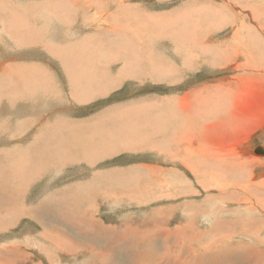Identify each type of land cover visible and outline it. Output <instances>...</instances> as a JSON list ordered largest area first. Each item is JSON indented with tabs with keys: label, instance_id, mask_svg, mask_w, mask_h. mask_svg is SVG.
<instances>
[{
	"label": "rangeland",
	"instance_id": "obj_1",
	"mask_svg": "<svg viewBox=\"0 0 264 264\" xmlns=\"http://www.w3.org/2000/svg\"><path fill=\"white\" fill-rule=\"evenodd\" d=\"M111 75L108 95L72 98L107 91ZM0 103V181L18 176L31 215L0 224V264H130L138 250L167 264H264V215L238 211L264 201V0H0ZM66 121L98 147L58 168L53 139L62 144L48 127ZM58 194L80 204H52L54 220L31 214ZM237 212L259 220L256 233L227 226L246 237L222 244L232 254L204 255L216 221ZM90 217L104 227L82 224Z\"/></svg>",
	"mask_w": 264,
	"mask_h": 264
},
{
	"label": "bare ground",
	"instance_id": "obj_2",
	"mask_svg": "<svg viewBox=\"0 0 264 264\" xmlns=\"http://www.w3.org/2000/svg\"><path fill=\"white\" fill-rule=\"evenodd\" d=\"M14 5V4H13ZM5 8V7H4ZM14 8V7H13ZM12 8V9H13ZM233 8V7H232ZM263 9V8H262ZM11 10V9H10ZM9 15V14H8ZM6 18V17H5ZM18 19V18H17ZM163 19V18H162ZM4 21V20H3ZM168 22V21H167ZM207 22V21H206ZM216 23V22H215ZM209 24V23H208ZM207 25V24H206ZM200 26V25H199ZM202 26V25H201ZM243 26V25H242ZM263 30V29H262ZM58 33V32H57ZM58 35H59V33H58ZM236 35H237V33H236ZM216 37V36H215ZM61 38V37H60ZM62 38H64V37H62ZM68 38V37H67ZM207 39H209V38H207ZM226 39V38H225ZM189 40H191V39H189ZM60 41V40H59ZM208 41H210V40H208ZM170 42V41H169ZM205 43V42H204ZM244 43V42H243ZM212 44H213V42H212ZM167 45V44H166ZM171 45V44H170ZM207 46H209L208 44H207ZM168 47H170V46H168ZM177 49V48H176ZM213 50H215V52L216 51H218L219 52V48H217V49H213ZM227 50H228V48H226V49H223V50H221L222 51V54H227ZM186 52V51H185ZM217 53V52H216ZM242 53V52H241ZM175 54H179L178 53V49H177V52H175ZM174 54V55H175ZM182 55V54H181ZM211 55V54H210ZM251 56V55H250ZM238 57V56H237ZM171 58H173V57H171ZM174 58H176L175 56H174ZM220 58V57H219ZM218 58V59H219ZM226 59V58H225ZM186 60V59H185ZM230 60V59H229ZM200 61V60H199ZM221 62V61H220ZM256 62V61H255ZM127 63V62H126ZM221 64V63H220ZM130 65V64H129ZM180 65V64H179ZM243 65V64H242ZM258 65V64H257ZM221 66V65H220ZM258 67V66H257ZM256 67V68H257ZM259 68V67H258ZM257 68V69H258ZM72 70V69H71ZM71 70H70V72H71ZM232 70V69H231ZM176 71V70H175ZM173 72V71H172ZM71 74V73H70ZM246 74V73H245ZM163 75V74H162ZM160 76V75H159ZM107 79H109V78H107ZM110 80V79H109ZM16 81V80H15ZM31 82V81H30ZM109 83V82H108ZM32 84V83H31ZM106 86V85H105ZM210 86V85H209ZM36 87V86H35ZM210 88V87H209ZM211 88H213V87H211ZM102 89V88H101ZM218 89V88H217ZM249 91V90H248ZM202 92V91H201ZM224 96V95H223ZM51 97V96H50ZM208 99V98H207ZM239 99V98H238ZM184 100V99H183ZM181 101V100H180ZM204 101V100H203ZM214 101H215V99H214ZM201 102H202V100H201ZM239 102V101H238ZM1 104V103H0ZM45 104V103H44ZM166 104V103H165ZM216 104V103H215ZM200 105H201V103H200ZM205 105V104H204ZM208 106H209V104H207ZM38 106V105H37ZM213 106V105H212ZM237 106V105H236ZM244 106V105H243ZM175 107V106H174ZM204 107V106H203ZM181 108V107H180ZM196 108H198V106L196 107ZM200 108V107H199ZM198 108V109H199ZM236 108V107H235ZM40 109H41V107H40ZM201 109H202V107H201ZM250 109V108H249ZM250 111V110H249ZM264 111V110H263ZM254 112V111H253ZM253 112H251L250 111V116L252 115V117L253 116H256V115H253ZM256 112V111H255ZM249 113V112H248ZM260 113V112H259ZM203 115H204V113H203ZM258 115V114H257ZM179 117V116H178ZM236 117V116H235ZM241 117V116H240ZM258 117V116H257ZM257 117H254V118H257ZM245 118V117H244ZM242 121H244V120H242ZM250 121V120H249ZM258 121H259V119H258ZM245 122V121H244ZM252 123V122H251ZM256 123H257V121H256ZM161 127V126H160ZM164 127V126H163ZM157 128V127H156ZM155 128V129H156ZM162 129V128H161ZM230 130V129H229ZM248 131V130H247ZM25 133V132H24ZM126 137V136H125ZM50 139V138H49ZM57 140H59L58 138H57ZM53 141H54V139H53ZM58 142V141H57ZM250 148V147H249ZM64 151V150H63ZM35 153V152H34ZM44 154V153H43ZM46 154V153H45ZM48 155V154H47ZM39 156V155H38ZM48 158H49V156H48ZM53 158V157H52ZM37 159V158H36ZM221 159V158H220ZM227 159V158H226ZM40 160V159H39ZM37 162V161H36ZM40 162V161H39ZM42 162V161H41ZM45 163V162H44ZM225 163H229L228 161H225ZM244 163V162H243ZM242 162H239V165L241 166L242 164H243ZM200 164H201V162H200ZM187 166H188V164H187ZM223 166V165H222ZM194 168V167H193ZM42 170V169H41ZM216 170V169H215ZM262 170H264V167L262 168ZM218 170H216V172H217ZM35 172V171H34ZM221 172V171H220ZM38 173V172H37ZM55 174V173H54ZM7 176H9V175H7ZM222 178V177H221ZM259 179V178H258ZM19 180V179H18ZM252 180V179H251ZM11 181H12V179H11ZM10 181V182H11ZM15 181V180H14ZM1 182V181H0ZM262 182V181H261ZM15 183H17L16 181H15ZM252 183H253V181H252ZM11 185H12V182L10 183ZM23 184V183H22ZM254 184V183H253ZM18 185H20V184H18ZM237 185H241V183H237ZM247 185V183L246 184H242V188H244V189H247L248 187L246 186ZM21 186V185H20ZM261 187L262 186H264V182H263V184H261L260 185ZM240 187V186H239ZM12 188H14V187H12V186H10L9 184H8V181H6V180H4V182H1L0 183V209H6L7 210V217L6 218H9V217H11V218H15L19 213H20V210H19V207L17 206V205H14V204H10V198H9V195L10 194H12L11 196L13 197H15V195H13V193L15 192V189H12ZM232 188V187H231ZM263 189H264V187H263ZM11 192H13V193H11ZM248 192V191H247ZM250 192H251V190H250ZM258 192V191H257ZM238 193V192H237ZM259 193V192H258ZM262 193V192H261ZM131 194V193H130ZM59 195V194H58ZM235 195V194H234ZM68 196V195H67ZM244 196V195H243ZM62 197H63V195H62ZM186 197V196H185ZM210 197V196H209ZM247 198H249V197H247ZM246 198V199H247ZM57 199H59L58 197H57ZM64 199V198H63ZM12 200V199H11ZM51 200V199H50ZM224 200V199H223ZM249 200H250V198H249ZM254 200V199H253ZM256 200H258L257 202H255V204L256 205H254V204H252V205H247L248 207L247 208H244L243 207V209L242 208H240V210H238L239 212H241V211H244V212H246V213H255L256 215H264V204L263 205H261V203L262 202H264V201H262V200H260V198H258L257 197V199ZM15 201H16V203H19L20 204V196H19V194H17L16 195V197H15ZM205 201V200H204ZM247 201V200H246ZM251 201V200H250ZM56 202V201H55ZM60 202H62V201H60ZM207 202V201H206ZM66 203H67V201H66ZM73 203H75V201L73 202ZM72 203V206H71V210H73L74 209V207L76 206V205H79L78 203L79 202H77L76 203V205L73 207V204ZM82 203V202H81ZM250 203V202H249ZM61 205H62V203H60ZM64 204V203H63ZM67 204H69V205H71V202H68ZM67 204H66V206H67ZM240 204V203H239ZM50 205V204H49ZM52 205V204H51ZM57 205V204H56ZM59 205V204H58ZM57 205V206H58ZM63 206V205H62ZM73 207V208H72ZM22 208V207H21ZM40 208H42V207H40ZM50 208V207H49ZM63 208H64V206H63ZM63 208H60V206L57 208L58 210H59V212H63V211H66V210H64ZM69 208H70V206H69ZM191 208V207H190ZM221 208V207H220ZM54 209V207L52 206V210ZM56 209V210H57ZM67 209V208H66ZM75 210V209H74ZM188 210V209H187ZM192 210V209H191ZM202 210V209H201ZM50 211V210H49ZM48 211V212H49ZM161 210H159V212H160ZM193 211V210H192ZM24 212V211H23ZM161 212H163V210L161 211ZM28 213V212H27ZM50 213V212H49ZM74 213V212H73ZM210 213V212H209ZM208 212H207V214H209ZM37 215V212L36 213H34V215ZM161 214V213H160ZM30 215V214H29ZM52 215V214H51ZM164 215V214H163ZM212 215V214H211ZM214 215V214H213ZM237 215H238V212H237ZM19 216V215H18ZM17 216V217H18ZM31 216V215H30ZM54 216V215H53ZM52 216V217H53ZM86 216H87V214H86ZM252 216V215H251ZM48 217V216H47ZM59 217V216H58ZM65 217H66V215H65ZM163 216L161 215V218H162ZM213 217V216H212ZM237 216H234L233 217V219L232 220H218V221H216L217 223H216V225H214L213 226V228H211V232L213 233V234H218L219 235V237H217V238H215L214 236L212 237V238H215V240H211V241H214V242H208L207 243V245L206 246H204V249H203V245H204V243H202L203 242V240H202V244L199 246V248H202L201 250H204V255H208V254H213L214 252H220V251H223L222 253H224L225 255H229L228 253H230V254H232V251L230 250V251H227L228 249H226L225 247H223L222 246V244L223 243H226L227 242V240L229 239V238H231V237H233V236H235V237H237V236H239V237H246L245 235L247 234V233H245V232H243V233H237V232H235L234 233V230H228V229H226V227L227 226H234V227H236V226H239V225H244V224H248V226H247V229H246V232H251V234H254V233H256V231L254 230L255 229V226H257V223L259 222V220H261L262 221V223L264 224V219H262L261 217V219H259V220H256V219H249V221L246 223L245 222V220H244V218H243V216H240V219H239V215H238V218H236ZM257 217V216H256ZM50 218V217H49ZM49 218H47L48 220H49ZM67 218V217H66ZM208 219H211V218H209V217H207ZM164 219V218H163ZM213 219H215V217L213 218ZM228 219V218H227ZM248 219V218H247ZM50 220H52V218H50ZM158 220H160V219H158ZM216 220V219H215ZM12 221V220H11ZM57 221H58V223H60V221H59V219H57ZM6 222V221H5ZM68 223V222H67ZM76 223V222H75ZM1 225H2V227H4L5 226V224L4 223H0ZM63 223H61V225H62ZM82 224H85V225H91V226H95V225H93V223H91V222H89V223H86L85 221L84 222H82ZM250 224V225H249ZM263 224H261V225H263ZM190 225V224H189ZM260 225V224H259ZM260 225V226H261ZM196 226V225H195ZM260 226H258L257 228H259ZM96 227V226H95ZM159 227V226H158ZM73 228H77V227H75V226H73ZM113 228H115V227H111L109 230H111V229H113ZM156 228V227H155ZM182 228V227H181ZM256 228V229H257ZM262 228H264V225H263V227ZM78 229H80L81 230V228L80 227H78ZM104 229V228H103ZM51 230V229H50ZM151 230V229H150ZM82 231V230H81ZM88 231V230H87ZM56 232L60 235V237H61V235L63 236V241L61 242V244H60V242H59V244H60V246L61 245H69L68 244V241L66 240V235L65 234H61V233H59L57 230H56ZM109 232H111V234H114L112 231H109ZM264 232V229H260L259 230V235H263L262 233ZM149 233V232H148ZM147 233V234H148ZM154 233V232H153ZM85 234H87V232L85 231ZM126 234V233H125ZM157 234V233H156ZM101 235H102V232H101ZM100 235V236H101ZM105 235V234H104ZM164 235H166V234H164ZM258 235V234H257ZM111 236H113V235H110V237ZM115 236V235H114ZM155 236V235H154ZM44 237V236H43ZM148 237H150V234H149V236ZM153 238V237H152ZM157 238V237H156ZM163 238H164V236H163ZM203 238V237H202ZM67 239H69L68 237H67ZM47 240V239H46ZM217 240H220V241H217ZM70 241V240H69ZM215 241H217V242H215ZM229 241V240H228ZM47 242V241H46ZM57 242H58V240H57ZM67 242V243H66ZM72 242V241H71ZM134 242V241H133ZM151 242V241H150ZM66 243V244H65ZM73 243V242H72ZM49 245H51V244H49ZM141 245V244H140ZM165 245V244H164ZM73 247L71 248V247H68V248H70L71 249V251H72V253H73V250L75 249L74 248V245H72ZM129 246V245H128ZM262 246V245H261ZM7 247V246H6ZM65 247V246H64ZM63 247V248H64ZM139 247V246H138ZM17 249H18V247H17ZM59 249H60V247H59ZM73 249V250H72ZM263 249V248H262ZM13 250L14 251H16L17 252V250L15 249V246L13 247ZM113 250V249H112ZM150 250H153V249H151L150 248ZM150 250H149V252H150ZM165 250V249H164ZM163 250V251H164ZM196 250V249H195ZM200 250V251H201ZM10 252V250L8 249V248H3V252ZM68 251V250H67ZM114 251V250H113ZM64 252H66V251H64ZM77 252V251H76ZM135 252V251H134ZM138 252H140V253H138V254H136V255H139V256H136L135 255V253H134V255H135V257H134V255H133V257L131 258V263L130 264H167V263H165V260H166V258L163 260V259H159V258H164V256H161V255H155V256H153V255H149V254H147L146 253V251L145 250H138ZM262 252V254L264 255V251H261ZM15 253V252H14ZM71 253V252H70ZM193 253H195V252H193ZM9 254V253H8ZM80 254V253H79ZM186 255V254H185ZM217 255H219V253H217ZM221 255V257H222V254H220ZM260 255V254H259ZM170 256V255H169ZM227 257H229V256H227ZM7 258H9L8 256H7ZM145 258V259H144ZM148 258V259H147ZM152 259V261H150V259ZM168 258V257H167ZM259 258H261V257H259ZM134 259V260H133ZM215 259V258H214ZM13 260V259H12ZM168 260V259H167ZM172 260V259H171ZM210 260H213V259H210ZM222 260V259H221ZM248 260L249 261H251V262H253V260L251 259V257H248ZM257 260V259H256ZM173 261H174V259H173ZM216 261V263H217V259L215 260ZM231 261H233V260H231ZM177 262H179L178 260H177ZM213 263H215V262H213ZM229 263H230V261H229ZM228 263V264H229ZM259 263V262H258ZM211 264V263H210ZM230 264H232V263H230Z\"/></svg>",
	"mask_w": 264,
	"mask_h": 264
},
{
	"label": "crops",
	"instance_id": "obj_3",
	"mask_svg": "<svg viewBox=\"0 0 264 264\" xmlns=\"http://www.w3.org/2000/svg\"><path fill=\"white\" fill-rule=\"evenodd\" d=\"M96 2H98V1H96ZM85 3H88V1H86ZM68 8L69 7H67L66 6V10H68ZM65 36H67V37H70V35L67 33V31H65ZM130 52L132 53V57L131 58H134L135 56H137V53L134 51V50H130ZM148 60H151L150 59V57H148ZM124 62H125V66H130V67H132V65H133V62H134V60H127V59H124ZM127 62V63H126ZM130 64V65H129ZM130 67H124L125 68V71H126V73H128V74H134V70H133V68H130ZM130 68V69H129ZM145 69H147L146 67H145ZM143 71H146V70H143ZM136 74V73H135ZM147 74H148V72H147ZM109 79H108V82L109 83H104V84H110V88L107 90V91H104V92H102V91H98L97 93H95L94 95H92V96H88V94H85V96L86 97H84V92L82 93V95L81 96H78V97H76L75 98V96L73 95L72 96V98L75 100V101H77L78 103H80V104H84V103H81L82 101L83 102H88L89 103V101L90 100H92V99H94V98H96V97H98V96H106V95H108L109 93V91L110 90H112L117 84H118V82L119 81H116L117 79H116V76H113V75H111L110 77H108ZM72 81V80H71ZM73 82V81H72ZM104 94V95H103ZM184 99V97H182L181 98V100H183ZM166 105V104H165ZM180 107H181V104H178ZM113 118H115L116 119V117L115 116H113ZM81 121H84V120H81ZM91 121H93V120H91ZM90 122V121H89ZM84 123H86V122H84ZM129 123H130V125L132 124V119H130V121H129ZM100 125V126H99ZM99 125H98V127L100 128V130L102 131V127H101V124H100V122H99ZM87 126H88V129H89V124H87ZM94 126H96V125H94ZM82 127H83V133L81 132V131H79V129H78V127L75 129V123H73V122H67L66 121V124H64V125H60V126H57V129H54L52 126H49L48 128V134H51V133H54V132H56L57 131V134H58V136H59V139H60V141H61V144H62V146H60V145H56V141H53V143L55 144V147H56V151H57V154H58V158H60V159H58V162L56 163L57 165H58V168L59 167H64L65 166V164L67 163V162H69V161H71L74 157L77 159V158H83V157H87L88 156V153L85 151V149L88 147V146H96V147H98L97 145H95L93 142H92V140H91V138L90 137H85L84 135H85V129H86V127L84 126V125H82ZM46 134V132H45V130H43V131H41L40 132V134H37V136L35 137V141H34V143H33V145H36L37 144V146H39L38 145V142L39 141H41V142H43V140H40V138H42L43 136H44V138L45 137H47V135H45ZM102 134H103V132H102ZM83 137H84V139L85 140H83ZM80 146L81 147V151L80 152H78L76 155H74V153H73V151L71 150V148H74L75 146ZM63 147V148H62ZM33 148L36 150V148H38V147H35V146H33ZM63 149H64V153H63ZM86 152V155H85V152ZM46 156H47V154H46ZM1 159V158H0ZM51 160H52V158H50L49 159V162H50V165H52V163H51ZM77 160H79V159H77ZM89 161H91V163L92 164H94L93 162H95L94 160H93V158H90L89 160H88V162ZM51 168H52V166H51ZM55 173V174H54ZM53 174H54V176L57 178V173L55 172V171H53ZM7 175H9V178L8 179H6V181H9L8 182V184L10 185V186H12V187H14V188H12V189H15V192L13 193V192H11V193H13V195H15V197H16V195L17 194H19V189L23 186V184L18 180L19 178H18V176L17 175H14V176H12V177H10V173L9 174H7ZM105 176H107L108 177V181H114V182H116L117 180H116V178L113 176V173H107L106 174V172H105ZM11 179H12V181H11ZM110 179V180H109ZM17 182V183H15V181ZM37 180H39V178H37L35 181H37ZM1 181H3L4 182V180H1ZM12 182V185L10 184L11 182ZM31 182V181H30ZM18 184H20V185H18ZM83 187H84V184H77L76 185V188L78 189L77 190V192H81L82 190H83ZM81 188V191H79V189ZM59 192H62L63 191V189H59L58 190ZM73 191H75V189L73 190ZM72 191V192H73ZM12 194H10L9 195V198H10V204H14V205H17L18 207H19V210H20V213L18 214L19 216H30L29 214V212L28 211H26L24 208H21V198H20V204L19 203H16V201H15V197L13 196H11ZM41 195H43V194H41ZM115 196H116V193H115ZM56 197H58L59 199H60V195H57ZM63 197L65 198L66 197V195L65 194H63ZM12 199V200H11ZM48 200H50V199H48ZM52 200V199H51ZM51 200H50V202L49 203H47L45 206H41L42 208H39L38 210H36V211H34V212H31V214L32 215H34V213H36L37 212V215H39L40 217H42V216H45V217H47V218H52V220H54V216H53V212H54V209L52 210V205L51 204H54V207L55 206H57L58 204V206H57V208L60 206V208H63V206H64V208L63 209H66V211L68 210V209H71V206H72V203L74 202L73 200L72 201H70L71 202V205H69V204H67L66 203V201H62V199H60V201H62V202H60V203H62V205L60 204V203H52L51 202ZM64 203V204H63ZM76 203L77 202H75V203H73L74 205H73V207L76 205ZM50 204V205H49ZM57 204V205H56ZM66 204H67V206H66ZM78 204H80V202L78 203ZM69 206H70V208H69ZM77 206V205H76ZM76 206L74 207V209L76 208ZM50 207V208H49ZM72 207V208H73ZM56 208V209H57ZM73 209V210H74ZM50 210V211H49ZM58 210V209H57ZM24 211V212H23ZM50 213H49V212ZM1 212L3 213V216H4V218L3 219H5V221H6V217H7V210L6 209H2L1 210ZM28 212V213H27ZM52 214V215H51ZM17 215V216H18ZM36 215V214H35ZM17 216L15 217L16 219H17ZM18 216V217H19ZM53 216V217H52ZM87 216H88V214H87ZM31 217V216H30ZM50 218H49V220H50ZM91 218V220L89 221V222H91V223H93V225H95L96 227H104L103 226V224H101V223H99V222H97L96 220H94V218H92V217H90ZM67 220V222L69 223V218H67L66 219ZM3 221L2 223H4V224H7L8 222L6 221ZM88 222V223H89ZM61 223H63V222H61L60 221V223L59 224H61ZM5 227V226H4ZM1 228H2V226H1ZM45 228H48V227H45ZM72 228H73V226H72ZM55 232H56V229L54 230ZM57 233V232H56ZM58 234V233H57ZM85 234V233H84ZM58 237L59 238H61V239H59L60 240V242H62L63 241V236L61 235V237H60V235L58 234Z\"/></svg>",
	"mask_w": 264,
	"mask_h": 264
},
{
	"label": "water",
	"instance_id": "obj_4",
	"mask_svg": "<svg viewBox=\"0 0 264 264\" xmlns=\"http://www.w3.org/2000/svg\"><path fill=\"white\" fill-rule=\"evenodd\" d=\"M256 152H257V153H263L264 151H263L262 147H258V148L256 149Z\"/></svg>",
	"mask_w": 264,
	"mask_h": 264
}]
</instances>
